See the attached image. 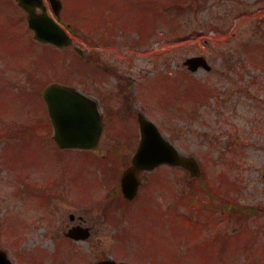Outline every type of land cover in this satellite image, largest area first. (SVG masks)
I'll return each mask as SVG.
<instances>
[{"label":"rangeland","instance_id":"rangeland-1","mask_svg":"<svg viewBox=\"0 0 264 264\" xmlns=\"http://www.w3.org/2000/svg\"><path fill=\"white\" fill-rule=\"evenodd\" d=\"M2 2L0 248L12 264H264V0H63L62 21L81 56L74 46L38 43L15 1ZM193 55L206 56L212 70L188 71ZM48 81L99 98L101 157L118 161L104 168L90 151H56L52 136L45 143L24 135L25 124L48 117L37 95ZM139 112L195 156L202 174L159 167L132 203L112 210L108 194L140 140ZM207 184L233 195L245 216L218 197L205 199L214 209L193 205L188 194ZM249 207L256 214L246 215ZM80 221L91 236L68 239Z\"/></svg>","mask_w":264,"mask_h":264},{"label":"water","instance_id":"water-1","mask_svg":"<svg viewBox=\"0 0 264 264\" xmlns=\"http://www.w3.org/2000/svg\"><path fill=\"white\" fill-rule=\"evenodd\" d=\"M51 2L60 19L61 0H51ZM19 4L28 12L29 26L35 31V38L60 47L72 43L67 31L49 16L43 0H19ZM37 6L43 8V13L35 11ZM185 64H188L192 71H196L199 67L211 69L203 56L189 58ZM44 97L55 126L56 140L62 147L94 148L98 144L103 126L102 115L95 100L73 87L58 83L49 85L44 92ZM139 123L140 145L133 157V166L125 170L122 175V188L126 197L135 196L141 183L140 171L143 169H153L167 163L189 169L192 176L200 174L201 168L196 158L181 154L178 148L162 134L157 124L143 114L139 115ZM68 235L79 239L87 237L89 233L87 229L76 226L70 229ZM0 264H12L5 250L2 249ZM97 264L128 263L106 259Z\"/></svg>","mask_w":264,"mask_h":264},{"label":"trees","instance_id":"trees-1","mask_svg":"<svg viewBox=\"0 0 264 264\" xmlns=\"http://www.w3.org/2000/svg\"><path fill=\"white\" fill-rule=\"evenodd\" d=\"M253 58H255V56H253ZM99 160H101V159H99ZM197 190L198 191H205V192H208L209 194H213V192H212V186L211 185H209V184H207L206 186H201L200 188H197ZM194 198H195V192L190 196V199L193 201L194 200ZM194 203L195 204H197V202L196 201H194ZM230 205L231 206H229L228 207V211L230 212V213H234V214H239V212H241L242 214H239V216H244L245 215V210H244V208L242 207L241 208V210H238V205H236L235 203H233V202H230ZM247 214V213H246Z\"/></svg>","mask_w":264,"mask_h":264},{"label":"flooded vegetation","instance_id":"flooded-vegetation-1","mask_svg":"<svg viewBox=\"0 0 264 264\" xmlns=\"http://www.w3.org/2000/svg\"><path fill=\"white\" fill-rule=\"evenodd\" d=\"M77 223V222H76Z\"/></svg>","mask_w":264,"mask_h":264}]
</instances>
